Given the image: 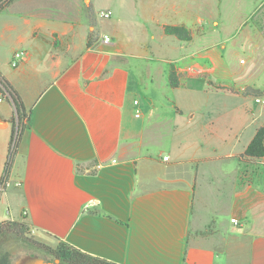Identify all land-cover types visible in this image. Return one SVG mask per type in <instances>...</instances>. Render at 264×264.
Listing matches in <instances>:
<instances>
[{"label": "crops", "instance_id": "0c3cea01", "mask_svg": "<svg viewBox=\"0 0 264 264\" xmlns=\"http://www.w3.org/2000/svg\"><path fill=\"white\" fill-rule=\"evenodd\" d=\"M228 1L13 0L0 13V74L30 120L8 175L22 186L0 197V223L26 222L40 239L117 264H264V156H245L264 128L263 91L198 42ZM165 26H185L192 39ZM176 55L167 62L186 78L188 100L159 118L165 104H143L134 60ZM214 74L238 79L220 83L223 98L202 83ZM0 98L1 183L16 110ZM166 139L167 149L152 148Z\"/></svg>", "mask_w": 264, "mask_h": 264}, {"label": "rangeland", "instance_id": "374dc122", "mask_svg": "<svg viewBox=\"0 0 264 264\" xmlns=\"http://www.w3.org/2000/svg\"><path fill=\"white\" fill-rule=\"evenodd\" d=\"M259 1L261 3L257 4L259 5L258 8L254 7L257 3L255 0L228 1L229 6L222 10V22L219 26L207 23L205 27L209 34L207 37L199 38L198 42H203V45L207 48H212L218 52L223 58L224 67L231 73L244 72V75L248 78L246 82L251 86L260 87L263 91V95L260 97L264 98V0ZM101 2L103 5L108 0H101ZM239 2L243 6L234 7ZM179 57L176 55L173 58L157 57L148 60H134V63H137L140 67L141 80L137 86L143 104L149 107V102L152 100H163L165 104L163 107L159 106V109L155 111L159 114V118L163 115L169 117L174 113L173 101L175 98L188 100L189 94L184 89H179L180 86L178 88L171 87L167 75L162 72L169 71L174 66L168 63L167 60L171 59L176 62ZM146 67H150L151 75ZM157 68L159 71L156 70ZM182 80L186 81V78H181V83ZM237 80V77L230 80L214 74L211 78H208V81L202 83L211 89L209 93L211 97L223 98L227 94L224 90L221 91L220 83L229 82L234 84ZM189 83L199 82L189 81ZM169 106H172V109ZM260 107L264 111V107ZM145 114L144 119H148V113ZM203 120L208 122L207 113L204 114ZM253 131L254 128L249 129L247 132ZM164 132L167 137L171 135L168 128ZM16 139L17 133L15 132L11 143L10 156L13 155ZM166 140L164 146L155 144L152 148L156 150L167 149L169 141ZM46 246L56 248L58 242L51 238H38L31 228L26 229L24 234H20L18 230L14 233H3L0 235V264H56L47 253Z\"/></svg>", "mask_w": 264, "mask_h": 264}, {"label": "trees", "instance_id": "16d2710c", "mask_svg": "<svg viewBox=\"0 0 264 264\" xmlns=\"http://www.w3.org/2000/svg\"><path fill=\"white\" fill-rule=\"evenodd\" d=\"M12 1L13 0H0V13L7 6H9ZM165 34L174 36L181 41H189L192 39L191 33L185 26H165ZM88 45H90V38ZM169 82L173 88H178L181 84L180 74L174 66H172L170 70ZM0 92L4 97H6L8 101H12L15 105L16 113L12 118V124L14 126V134L17 127L19 130L15 143L17 144L20 135L30 120V111L26 109L20 94L1 74ZM245 156L250 158H261L264 156V128L257 130L254 139L245 152ZM11 161L12 155L10 156L5 168V174L7 175L10 173ZM28 228H30V226L26 222L6 221L0 223V235L3 233H14L16 230L20 231V234H24ZM45 249L49 256L56 262V264H117L115 262L87 254L61 240L58 242V246L56 248L46 246Z\"/></svg>", "mask_w": 264, "mask_h": 264}, {"label": "built area", "instance_id": "2783aa9c", "mask_svg": "<svg viewBox=\"0 0 264 264\" xmlns=\"http://www.w3.org/2000/svg\"><path fill=\"white\" fill-rule=\"evenodd\" d=\"M101 16L103 18H110L111 17V13L110 12H105V11H102L101 13ZM103 41L105 43H109L111 41V38L109 35H104L103 36ZM26 58V53L24 51H20V52H16L14 57H13V62H12V66L13 67H16L19 63L23 62ZM256 102L260 105V106H263L264 107V98H261V97H257L256 99ZM2 101V99L0 98V102ZM135 105H139V102L138 101H135ZM140 116V112H138L137 114V117ZM164 160H168L167 157L164 158ZM14 185L15 187H21L22 186V183L19 182V181H15V182H12L9 178V176L7 174H5L2 182L0 183V197L7 191V189ZM232 222L236 225H238V221L236 219H232Z\"/></svg>", "mask_w": 264, "mask_h": 264}, {"label": "water", "instance_id": "95a60500", "mask_svg": "<svg viewBox=\"0 0 264 264\" xmlns=\"http://www.w3.org/2000/svg\"><path fill=\"white\" fill-rule=\"evenodd\" d=\"M11 102H12V101H11ZM12 104H13V102H12ZM13 106L15 107V105H14V104H13ZM18 131H19V130H18V127H17V129H16V133H17V134H18Z\"/></svg>", "mask_w": 264, "mask_h": 264}]
</instances>
